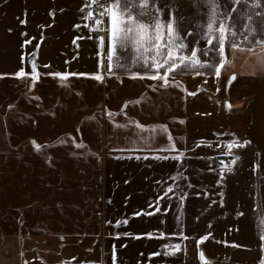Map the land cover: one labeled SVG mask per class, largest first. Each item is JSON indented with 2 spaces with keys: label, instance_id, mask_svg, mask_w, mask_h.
<instances>
[{
  "label": "crops",
  "instance_id": "crops-1",
  "mask_svg": "<svg viewBox=\"0 0 264 264\" xmlns=\"http://www.w3.org/2000/svg\"><path fill=\"white\" fill-rule=\"evenodd\" d=\"M151 2L162 9L155 13L162 23L174 17L186 42L205 45L197 35L207 22L205 0ZM250 3L229 8L239 36H228L225 64L264 63V46L247 30L255 27L264 38V0ZM89 5L0 0V264H192V224L209 220L205 201L214 204L228 185L215 161L190 153L186 80L200 75L177 69L169 77L175 83L164 87L115 66L109 75L107 17L103 31L93 30ZM210 58L219 60L217 53ZM21 68L27 75H13ZM251 74L264 71L251 67ZM130 121L164 124L167 132ZM169 134L180 159L159 151L170 146Z\"/></svg>",
  "mask_w": 264,
  "mask_h": 264
},
{
  "label": "rangeland",
  "instance_id": "rangeland-1",
  "mask_svg": "<svg viewBox=\"0 0 264 264\" xmlns=\"http://www.w3.org/2000/svg\"><path fill=\"white\" fill-rule=\"evenodd\" d=\"M251 67L264 71L262 58L233 60L219 76L209 69L212 74L186 80L190 153L215 161L228 184L221 199L205 201L212 208L209 220L192 224V264H201L200 250L210 264H264V74L248 75ZM233 73L237 78L227 91Z\"/></svg>",
  "mask_w": 264,
  "mask_h": 264
},
{
  "label": "snow or ice",
  "instance_id": "snow-or-ice-1",
  "mask_svg": "<svg viewBox=\"0 0 264 264\" xmlns=\"http://www.w3.org/2000/svg\"><path fill=\"white\" fill-rule=\"evenodd\" d=\"M240 3L249 4V0H205L208 9L205 13L207 22L199 25L201 31L197 33L200 38L206 41L203 47L199 46L198 40L191 44L186 42L185 36L180 34L174 17L162 23L161 17L155 15V13L162 12V9L151 0H108L107 4L101 0H92V4L96 5L98 11L94 14L92 10H89L86 19H94L93 27L103 31L104 17H107V69L109 75L113 74L112 69L115 66L125 69L126 75L130 78L143 79L147 77L152 80H161L163 83L160 86L164 87L170 83H175V79H169V77L177 69L196 71V74L203 75L204 73L198 69L209 68L214 69L216 76L220 75L221 66L225 64V46L228 36L231 35L234 38L239 36L235 30L236 24L228 22L234 21L229 8H234ZM259 5L260 0H251V7ZM88 8L91 9V5ZM251 19L249 16L248 20ZM244 27L247 28V25ZM247 30L255 37V44L264 46V38H260L255 27L247 28ZM187 34H191V29L188 30ZM97 39L103 46L105 37L98 36ZM244 40H248V36H245ZM230 47L236 49L242 45L238 42H232ZM210 53L218 54V62L215 58H210ZM128 54H131L130 60ZM138 66H142L144 71L135 70ZM13 75L23 77L27 74L21 68ZM30 75H32L33 80L38 79L35 65H33V72ZM52 75L66 77L69 73H52ZM80 75H93L98 81L103 79L99 73H81ZM108 115L111 117L110 112ZM130 123H134L141 130L155 132L156 129H159L161 132H167V126L164 124L146 126L138 121H130ZM123 126L121 125V127ZM142 138L147 139L146 137ZM167 139L170 146L162 147L159 151H176L177 155L173 158H182L183 153L176 149L174 143H171L173 138L170 134ZM32 144L37 149L41 147L35 140L32 141ZM82 146L77 144V147ZM228 147H233L232 141H229ZM137 158L139 159V157ZM155 158L168 159L169 157L156 155ZM169 190L171 191V189ZM134 215H140V213L137 212ZM116 223L119 224L120 221ZM124 235L127 236L128 233L125 232ZM204 239L205 237L201 236L199 241ZM261 239H264V235L261 236ZM176 248L178 250L179 245ZM201 259H203V255H201ZM59 264H65V262L61 261Z\"/></svg>",
  "mask_w": 264,
  "mask_h": 264
},
{
  "label": "water",
  "instance_id": "water-1",
  "mask_svg": "<svg viewBox=\"0 0 264 264\" xmlns=\"http://www.w3.org/2000/svg\"><path fill=\"white\" fill-rule=\"evenodd\" d=\"M233 75H234V78H233ZM236 78H237V74L236 73H233L229 77V79H228V81L226 83V90L227 91L230 90L231 85L235 82ZM227 106H229V105H227ZM201 255H203V259H201ZM199 260H200L201 264H210L209 258L206 257L205 253L202 250H200V252H199Z\"/></svg>",
  "mask_w": 264,
  "mask_h": 264
},
{
  "label": "built area",
  "instance_id": "built-area-1",
  "mask_svg": "<svg viewBox=\"0 0 264 264\" xmlns=\"http://www.w3.org/2000/svg\"><path fill=\"white\" fill-rule=\"evenodd\" d=\"M91 10L94 12V14H96L97 11H98L97 8H96V5H94ZM90 22H91V25L93 26L94 23H95V20L94 19H91Z\"/></svg>",
  "mask_w": 264,
  "mask_h": 264
},
{
  "label": "trees",
  "instance_id": "trees-1",
  "mask_svg": "<svg viewBox=\"0 0 264 264\" xmlns=\"http://www.w3.org/2000/svg\"><path fill=\"white\" fill-rule=\"evenodd\" d=\"M216 160H218V159L216 158Z\"/></svg>",
  "mask_w": 264,
  "mask_h": 264
}]
</instances>
